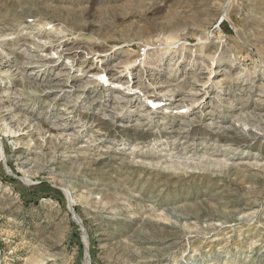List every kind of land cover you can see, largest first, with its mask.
I'll return each instance as SVG.
<instances>
[{
	"label": "rangeland",
	"instance_id": "374dc122",
	"mask_svg": "<svg viewBox=\"0 0 264 264\" xmlns=\"http://www.w3.org/2000/svg\"><path fill=\"white\" fill-rule=\"evenodd\" d=\"M0 264H264V0H0Z\"/></svg>",
	"mask_w": 264,
	"mask_h": 264
}]
</instances>
